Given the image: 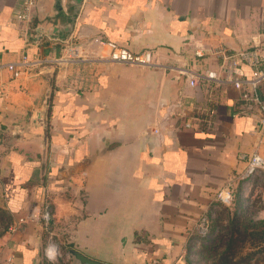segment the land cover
<instances>
[{
    "label": "crops",
    "instance_id": "obj_1",
    "mask_svg": "<svg viewBox=\"0 0 264 264\" xmlns=\"http://www.w3.org/2000/svg\"><path fill=\"white\" fill-rule=\"evenodd\" d=\"M23 10L0 0V264H73L70 249L105 264H197L216 193H236L253 155L264 160L250 91L202 76L226 74L212 48L264 45V0H38L29 22ZM109 43L150 50L158 66L110 62ZM24 58L15 78L6 66ZM45 107L46 142L33 120ZM45 196L50 231L8 230Z\"/></svg>",
    "mask_w": 264,
    "mask_h": 264
},
{
    "label": "built area",
    "instance_id": "obj_2",
    "mask_svg": "<svg viewBox=\"0 0 264 264\" xmlns=\"http://www.w3.org/2000/svg\"><path fill=\"white\" fill-rule=\"evenodd\" d=\"M37 3L38 0H24V10L17 16V19L23 22H29ZM109 45L111 51L108 60L110 62L142 67L158 66V62L155 59L153 52L150 50H146L142 53H134L127 48L117 45L116 43H109ZM210 52L222 61V67L225 68L226 74L224 77H221L216 72H209L202 76V78L206 81H214L217 83H230L236 89L247 87L250 91V97H248V100H251L257 105L261 113L258 125L260 129L264 131V103L261 102L257 95V88L264 83V68H262L264 62V45H258L238 52H231L226 47L219 46L217 48H212ZM196 55L202 56V53L197 51ZM70 60L71 58H62L60 61L67 63ZM241 65H247L252 68V74L250 77H242L239 73ZM30 66L31 62L24 58L20 63H10L6 67L15 78H18L21 76L22 71L24 69H28ZM190 83L192 86L197 85V77L191 76ZM261 170H264V160L259 155L255 154L249 163V175H255ZM234 194V190L230 186L223 187L215 195L216 206H232ZM48 201V197L45 196L43 198V202L32 203L26 214L19 217L14 223H12L8 230L10 232H15L20 228V226L33 222L42 225L46 231H50L53 222V208ZM199 235L202 237H207L209 235V225L207 223V219L205 218L199 224ZM59 255L60 248L58 243L55 239L50 238L47 248L48 258L53 261L56 260ZM148 264L162 263L160 258L153 257L149 260Z\"/></svg>",
    "mask_w": 264,
    "mask_h": 264
},
{
    "label": "rangeland",
    "instance_id": "obj_3",
    "mask_svg": "<svg viewBox=\"0 0 264 264\" xmlns=\"http://www.w3.org/2000/svg\"><path fill=\"white\" fill-rule=\"evenodd\" d=\"M237 191L209 217V235L195 237L197 264H264V170Z\"/></svg>",
    "mask_w": 264,
    "mask_h": 264
},
{
    "label": "water",
    "instance_id": "obj_4",
    "mask_svg": "<svg viewBox=\"0 0 264 264\" xmlns=\"http://www.w3.org/2000/svg\"><path fill=\"white\" fill-rule=\"evenodd\" d=\"M82 1L83 0H73V3L75 5H77V7H79L81 5ZM54 32L55 33L58 32L60 34L61 39L65 38V35L63 34L62 31L60 33L59 30L55 28ZM47 110H48L47 107H45L43 110L39 111L36 114V117L33 119L34 122L38 123L40 126H42L44 128L45 142L47 141V135H46ZM69 254L71 255V257L73 259V264H105V263L93 260L91 258H88L85 255H83L82 253H80L76 250H73V249L69 250Z\"/></svg>",
    "mask_w": 264,
    "mask_h": 264
}]
</instances>
